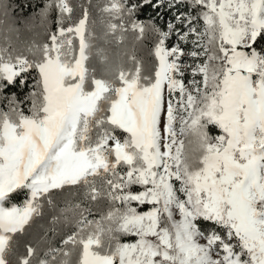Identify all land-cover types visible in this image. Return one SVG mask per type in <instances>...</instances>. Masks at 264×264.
Here are the masks:
<instances>
[{
    "label": "snow or ice",
    "instance_id": "6c2138e0",
    "mask_svg": "<svg viewBox=\"0 0 264 264\" xmlns=\"http://www.w3.org/2000/svg\"><path fill=\"white\" fill-rule=\"evenodd\" d=\"M93 6L0 0V264H264V0Z\"/></svg>",
    "mask_w": 264,
    "mask_h": 264
},
{
    "label": "trees",
    "instance_id": "16d2710c",
    "mask_svg": "<svg viewBox=\"0 0 264 264\" xmlns=\"http://www.w3.org/2000/svg\"><path fill=\"white\" fill-rule=\"evenodd\" d=\"M10 2L16 6L17 12V19L24 20L29 17L34 11H38V6L41 4V0H10ZM85 4L88 3V0H83ZM91 4L94 5L90 8V18H89V25L92 27L93 31L95 32L96 36L99 37L103 35L105 31V22L107 20V14L102 13L99 8L103 7L104 0H91ZM139 19L144 20L147 19V16L143 13L139 14ZM21 40H30L31 33L27 32L26 30L22 31ZM131 41V34H129V47ZM3 42V33L0 32V43ZM95 44L101 47H109L115 50V45H104L102 40H95ZM137 55L139 57L146 56V50L137 49ZM13 91H17L21 97L23 96L24 92L27 91V88L21 92L18 88L13 89ZM217 131L215 128H211V132ZM90 202L84 201V206L89 207ZM92 212L97 215L102 211H105L107 208V204L105 201H101L99 204H92L91 205ZM51 227L48 223V219L45 218L43 220H37L36 223L33 225L32 229L29 231L28 237H23L21 239H31L32 243L35 245L37 241H39L40 237L44 235V231L46 228ZM49 237H51V233H48ZM60 235H57L54 240V245L58 246L60 241Z\"/></svg>",
    "mask_w": 264,
    "mask_h": 264
},
{
    "label": "rangeland",
    "instance_id": "374dc122",
    "mask_svg": "<svg viewBox=\"0 0 264 264\" xmlns=\"http://www.w3.org/2000/svg\"><path fill=\"white\" fill-rule=\"evenodd\" d=\"M217 131H214V132H212L213 134H215Z\"/></svg>",
    "mask_w": 264,
    "mask_h": 264
}]
</instances>
